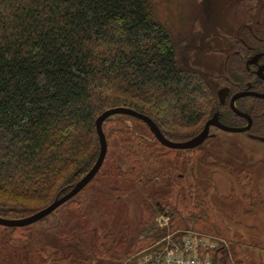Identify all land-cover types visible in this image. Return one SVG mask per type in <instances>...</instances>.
<instances>
[{
	"label": "trees",
	"instance_id": "trees-1",
	"mask_svg": "<svg viewBox=\"0 0 264 264\" xmlns=\"http://www.w3.org/2000/svg\"><path fill=\"white\" fill-rule=\"evenodd\" d=\"M257 1L258 11L254 2L248 8L247 24L264 23V0ZM237 49L226 64L232 82L205 80L179 65L152 0H0V218L22 219L41 211L88 173L100 150L95 121L107 110L126 108L147 116L177 143L197 136L216 111L222 124L244 126L246 120L216 96L221 85L236 92L247 82L264 93V82L244 66L250 53L241 45ZM236 106L252 118L246 133L264 136V99L244 98ZM102 131L106 156L81 192L35 224L0 226V264H134L141 251L153 245L161 249L166 237L178 241L185 231L220 239L209 254L211 264H242L241 249L247 245L213 206L208 181L187 172L207 139L191 150H172L142 121L125 115L107 118ZM144 163L169 167L148 171ZM224 169L237 188L250 184L248 169L229 164ZM101 180L112 195L99 194L101 207L120 205V214L126 196L138 199L134 236L129 211L125 221L115 220L104 231L102 223L93 225L97 238L80 249L50 242L41 228L33 231L36 224L55 219L58 209L75 222L83 209L80 194L93 183L101 186ZM244 200L246 212L257 217L264 232L263 195L254 186ZM82 225L88 227L82 222L67 235L55 234L70 241Z\"/></svg>",
	"mask_w": 264,
	"mask_h": 264
},
{
	"label": "rangeland",
	"instance_id": "rangeland-1",
	"mask_svg": "<svg viewBox=\"0 0 264 264\" xmlns=\"http://www.w3.org/2000/svg\"><path fill=\"white\" fill-rule=\"evenodd\" d=\"M253 1L152 0V3L156 19L166 28L177 49L179 65L186 70L197 72L208 80L209 77H227L224 56L227 53L225 46L229 42L228 36L236 35L238 28L245 24L248 8ZM214 133L216 136L207 139L200 154L196 155V161L186 165L187 172L197 181H208L211 186L210 200L213 206L226 220L235 238L247 245L241 249L242 264H264V232L258 227L257 217L246 212L249 208L244 200V195L254 186L264 197V142L252 139L247 133H227L220 130ZM159 164L144 163V168L153 171L162 166L169 167L168 163ZM228 164L235 170L248 169L247 171L251 173L250 184L242 189L237 188L234 178L224 169ZM100 183L101 186L93 183L80 194L83 209L80 214L77 213L79 219L75 222L64 215L65 209H58L55 219L50 217L45 222L36 224L33 231L37 232V229L41 228L42 236L50 239V242L60 246L77 245L80 249L84 245L92 244L97 238L93 232L96 230L93 225L102 223V231H104L106 230L104 228L115 220L125 221V212L129 211V223H131L129 232L134 236L138 221V199L134 195L126 196V208L123 207L122 210L124 214L122 212L117 214L120 205L115 209L101 207L100 203H97L102 200L99 194L102 191L108 192L104 181L101 180ZM231 193L233 196L227 198ZM109 194L104 195L103 198H111L112 195ZM83 214L86 217L81 219ZM159 219L160 225H163L165 221ZM59 220L60 227L57 228L56 222L58 223ZM82 222L88 223V227L82 225L79 233L71 236L70 241H61L55 234L67 235L73 228L80 227ZM219 240L217 239L218 243Z\"/></svg>",
	"mask_w": 264,
	"mask_h": 264
},
{
	"label": "water",
	"instance_id": "water-1",
	"mask_svg": "<svg viewBox=\"0 0 264 264\" xmlns=\"http://www.w3.org/2000/svg\"><path fill=\"white\" fill-rule=\"evenodd\" d=\"M260 74V73H258ZM225 92V89L219 90L217 93L218 98L220 99V103L222 102V93ZM245 96H252L255 98H264V94H259L255 92H243V93H238L234 95L231 98L230 101V107L232 111L239 117L244 118L246 120V125L244 127H230L226 126L224 124H221L218 120V114L215 113L204 125L202 131L192 139L185 141V142H172L167 140L159 131L157 126L153 123V121L148 118L147 116H144L142 114H139L137 112H134L130 109L126 108H113L110 110H107L103 112L101 115L98 116V118L95 121V127H96V133L98 137V142H99V155L98 158L95 162V164L92 166V168L88 171V173L82 177L73 187L72 189L65 194L64 196L55 199L49 206L46 208L42 209L41 211L26 217L22 219H16V220H9V219H4L0 218V226H5L9 228H16V227H26L32 224H35L39 222L40 220L44 219L45 217L49 216L52 214L57 208H59L61 205L75 197L80 191H82L96 176L98 173L99 169L102 166V163L104 161V158L106 156L107 152V144L105 140V136L102 131V123L109 117L115 116V115H125V116H131L134 117L140 121H142L149 129L153 137L164 147L172 149V150H191L194 148H197L201 146L206 139L211 137L210 135V128H215L218 129L222 132H227V133H245L247 132L250 127L252 120L251 118L246 114L243 113L235 107L234 103L235 100L241 97ZM255 139L264 142V138H257Z\"/></svg>",
	"mask_w": 264,
	"mask_h": 264
},
{
	"label": "flooded vegetation",
	"instance_id": "flooded-vegetation-1",
	"mask_svg": "<svg viewBox=\"0 0 264 264\" xmlns=\"http://www.w3.org/2000/svg\"><path fill=\"white\" fill-rule=\"evenodd\" d=\"M253 2L254 3L256 2L255 6L258 7L256 9L258 11V9L260 7V5L258 4V1L254 0ZM228 37H229V42H228L227 46H225L227 48V50H226L227 53L225 56L223 55L225 58V64L228 63V59L230 58L232 53L238 52V50H240L237 48L239 47V45H241V46H243L244 49H247V51L250 53L249 55H247V57H245V60H244V66H245L246 70L248 71V73L253 75V78L255 80L264 82V23H261L259 21H254L250 24L245 23V24L241 25L240 28H238V31H236V35H233V36L230 35ZM220 52H222V51H220ZM220 56H222V53L220 54ZM258 73H260V74H258ZM226 74H227V77L224 76L222 78H225V79L227 78L228 81L232 82V78H231L232 75H230V73H228V71L226 72ZM222 89H225V92L222 93V102L220 103V99L218 98L217 93L219 90H222ZM243 92H245V93L246 92H255V93H259V94H264V93H260V92L253 90L251 82H247L246 87L244 89L236 91V92H231L228 85H221L219 88H217V91H216L218 103L222 106L227 105L229 107V109L232 111V109L230 107L231 98L234 95H236L238 93H243ZM244 98H255V97L245 96V97H241V98L236 99L235 103H234L236 108H237L236 103L238 102V100H241ZM257 99H264V98H257ZM237 110H239V109L237 108ZM239 111H241V110H239ZM241 112H243V111H241ZM215 113L218 114L217 117L219 120V116H220L219 112L216 111ZM243 113H245V112H243ZM251 120H252V118H251ZM219 122H220V120H219ZM252 124H253V121L251 123V127H252ZM244 126H242V127H244ZM251 127H250V129H251ZM210 135L212 136L211 133H210ZM249 136L252 139H255V137L264 138V136H256V135H251V134ZM255 140H257V139H255Z\"/></svg>",
	"mask_w": 264,
	"mask_h": 264
},
{
	"label": "built area",
	"instance_id": "built-area-1",
	"mask_svg": "<svg viewBox=\"0 0 264 264\" xmlns=\"http://www.w3.org/2000/svg\"><path fill=\"white\" fill-rule=\"evenodd\" d=\"M164 244L141 251L134 264H211L209 254L219 245L217 239L192 231H185L178 241L168 236Z\"/></svg>",
	"mask_w": 264,
	"mask_h": 264
}]
</instances>
